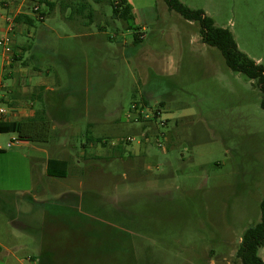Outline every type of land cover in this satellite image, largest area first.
<instances>
[{"label":"rangeland","instance_id":"rangeland-1","mask_svg":"<svg viewBox=\"0 0 264 264\" xmlns=\"http://www.w3.org/2000/svg\"><path fill=\"white\" fill-rule=\"evenodd\" d=\"M47 1L43 22L10 34L19 62L9 67L0 46L4 119H22L7 103L17 82L23 103L41 83L45 103L35 106L49 137L22 146L0 134V264H241L242 235L264 200L255 82L161 0H125L127 19L113 17L119 0ZM35 2L0 0V38L5 18L34 16ZM179 2L264 67V0ZM143 101L140 122L131 108ZM39 149L65 164L64 177L26 159Z\"/></svg>","mask_w":264,"mask_h":264},{"label":"trees","instance_id":"trees-1","mask_svg":"<svg viewBox=\"0 0 264 264\" xmlns=\"http://www.w3.org/2000/svg\"><path fill=\"white\" fill-rule=\"evenodd\" d=\"M161 1L166 5L169 11L178 14L184 21L198 24L201 43L207 47L218 50L223 57L226 67L230 71L238 73L246 79L255 82L261 95V108L264 111V67L240 52L230 31L216 27L213 20L207 17L203 11L191 10L179 2V0ZM35 3L38 5V10L37 12L33 11L34 16L30 17L24 14H18L14 17V25L33 27L34 20L36 22H43L46 17V12L42 11L40 6L45 8L48 7L50 10L53 6L47 0H37ZM113 7V17L115 19H127L130 17V8L126 6L125 0H119V3L115 4ZM120 7H122L121 10L119 9ZM141 37L142 36H138L135 40L141 42ZM21 58L22 56L15 52L9 67L15 62H19ZM5 69L6 66H4V70ZM41 91H44V89L41 88ZM38 95L31 96L30 100L41 102L43 96ZM132 107H134L133 111L138 113V121L143 122L140 109L147 108V102L135 103ZM44 118V114L37 112L33 117L18 122H10L5 119L0 120V134H16L17 142L44 143L49 139ZM157 118L158 112H155L154 120ZM85 137L88 146H95L97 144L102 145L105 143L103 139L100 138L89 139L87 136ZM114 150L121 154L123 152L122 145L120 143L117 144ZM0 152L2 151L0 150ZM47 175L55 178L64 177L65 164L60 161L49 160L47 164ZM259 209L260 221L243 233L239 248L236 252V258L241 264H264V261L258 256L259 250L264 247V200L260 202Z\"/></svg>","mask_w":264,"mask_h":264},{"label":"crops","instance_id":"crops-1","mask_svg":"<svg viewBox=\"0 0 264 264\" xmlns=\"http://www.w3.org/2000/svg\"><path fill=\"white\" fill-rule=\"evenodd\" d=\"M8 5L7 4H4L3 3V8H7ZM9 76V75H8ZM6 76V77H8ZM20 83L17 82L14 86V91L10 92V98L9 100L7 101L8 105L10 104L11 106V116L15 117H21L22 119L21 120H16V119H13V120H7V121H10V122H18V121H22L26 118H31L33 117L36 113H37V109H36V106H35V101H31L30 98L31 96L33 95H38V96H43V94H45V91L47 90L46 87H44V85H41V83L37 84L39 85L38 87H36L35 89L32 88V90H34L31 94H29V101L30 102H22L21 100V95L26 93V85H22L20 86L19 85ZM36 85V86H37ZM41 88L44 89V91H41ZM43 98V97H42ZM43 101V100H42ZM10 115V114H9ZM17 143V141H16ZM19 145H22V146H28V145H32L31 143H28V142H18ZM34 154L36 156H39V157H30L27 156L26 159L28 158L29 160H33L34 162H38L39 164V167L42 169L41 171V175L44 176V177H47L46 176V173H47V164H48V161L50 160V158L48 157V154L46 151L44 150H35ZM41 155H43V157H41ZM24 160V158H22ZM262 259V258H261ZM264 261V259H262Z\"/></svg>","mask_w":264,"mask_h":264},{"label":"built area","instance_id":"built-area-1","mask_svg":"<svg viewBox=\"0 0 264 264\" xmlns=\"http://www.w3.org/2000/svg\"><path fill=\"white\" fill-rule=\"evenodd\" d=\"M37 10H38V6L33 7L31 13L33 14V11L37 12ZM5 23L7 24L6 34L3 37L0 38V46L3 49L4 61L9 66L12 63L13 55H14V50L12 48V41H11V38H10V34L13 32V29L15 27L14 18H11V17L5 18ZM133 108L134 107L131 108L132 111H133ZM143 112H144V109H140V115L142 116V120L145 118L142 115ZM9 113L6 112L5 110L0 109V120H3L6 115L9 116ZM159 114L160 113L158 112V116H159ZM13 142H16V140H14ZM11 145L12 144H9L10 147H11Z\"/></svg>","mask_w":264,"mask_h":264}]
</instances>
